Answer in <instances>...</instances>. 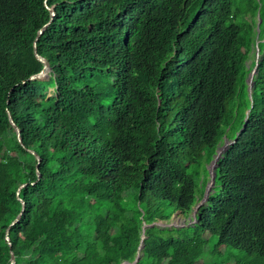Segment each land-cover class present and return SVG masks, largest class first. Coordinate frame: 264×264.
<instances>
[{"label": "trees", "instance_id": "16d2710c", "mask_svg": "<svg viewBox=\"0 0 264 264\" xmlns=\"http://www.w3.org/2000/svg\"><path fill=\"white\" fill-rule=\"evenodd\" d=\"M260 1L0 0V264H264Z\"/></svg>", "mask_w": 264, "mask_h": 264}, {"label": "water", "instance_id": "95a60500", "mask_svg": "<svg viewBox=\"0 0 264 264\" xmlns=\"http://www.w3.org/2000/svg\"><path fill=\"white\" fill-rule=\"evenodd\" d=\"M49 9L51 10L52 15H54V14H55L54 9H53L52 7H49ZM48 23H49V22H48ZM48 23L44 26V28L48 25ZM44 28L40 30L39 34H41V33L43 32ZM257 28H258V31H259V29H260V23H258ZM258 34H259V32H258ZM37 38H38V37H37ZM34 53H35V55L37 56L38 59H40L41 61L44 62V68H43V70H42L41 72H39L38 74H34L31 78H47V77H48V74H49V72H50V70H51V68H50V64H49V62H48L44 57H42V56L39 54L36 41H35V43H34ZM257 67H258V65L255 66V69H254V70L250 73V75H249V81L251 82V86L254 85V83H253L254 72H257ZM9 118H10V121L12 122V124L15 126V129H16V131H17V133H18L19 141L22 142V138H21V134H20V133H21V130H20V128L18 127V125H16V123L14 122V119H13V117H12L10 111H9ZM235 140H236V138H235L234 140H230L229 138H227V137L225 136L224 144H223L222 146H220V147L218 148V150L216 151L215 157H214V159L212 160V162H211V164H210V166H209V174H210V178H209V181H208L207 186H206V188H205L203 198L200 199V200H198V202L196 203V205H195V207H194V210H193V219H192L193 222H195V219H194V218L196 217V214H197L198 208H199L201 205H203V204L207 201V199H208V197H209V194H210V192H211V189H212V187H213L214 184H215V181H216V174H217V171H216V170H217V167H218V159H220V157L222 156V154L228 149V147H229L231 144H233V142H234ZM31 151H32L33 153H35L37 159L40 161V156H39L35 151H33V150H31ZM37 171H38V174H39V177H40V171H39V168H38V167H37ZM25 185H26V183L23 184V185L21 186V188H22L23 186H25ZM18 192H19V191H18ZM21 200H22V199H21ZM22 202H23V208H22V211H21L20 214L17 216V218L12 222L11 225L15 224V223L20 219V217L22 216V213H23L24 208H25V207H24V205H25V201L22 200ZM155 224H158V225H159L158 222H155ZM151 225H153V224H151ZM146 226H147V225H146ZM166 226H171V225L169 224V225H166ZM8 234H9V228H8V230H7V237H6V238H7V240L9 241V243H10V245H11L10 237L8 236ZM143 248H144V240L141 241V244H140L139 249H138L137 256H136L134 262H131V264L135 263V262L140 258V255H141L140 252H141V250H142ZM15 263H16V257H15V254H14L13 251H11V262H10V264H15ZM125 263H129V262H125Z\"/></svg>", "mask_w": 264, "mask_h": 264}, {"label": "rangeland", "instance_id": "374dc122", "mask_svg": "<svg viewBox=\"0 0 264 264\" xmlns=\"http://www.w3.org/2000/svg\"><path fill=\"white\" fill-rule=\"evenodd\" d=\"M235 4L236 7H239V5L241 4V0H232ZM260 6H259V10H258V14L259 13H262V20H263V23H264V0H261L260 1ZM260 15V14H259ZM250 16V15H249ZM260 16H259V20L261 19ZM237 21H241V18H238ZM242 21H243V18H242ZM249 21L251 22V20L249 19ZM256 30H257V35H258V28L256 27ZM259 36H256V39L258 38ZM259 40V38H258ZM261 41V40H259ZM257 50V49H256ZM249 62V61H248ZM247 79V78H246ZM229 105V103H228ZM225 138V136H224ZM210 166V165H209ZM210 175V174H209ZM209 181V180H208ZM208 183V182H207ZM206 184H203V181L201 180V185L200 187L203 188L205 190L206 188ZM201 189H199V192H200ZM203 197H201L200 199H202ZM199 199V200H200ZM157 222L159 223V225H163V226H166V225H175V226H184L187 222H191V217L190 218H184L183 215L180 213V212H176L169 220H157Z\"/></svg>", "mask_w": 264, "mask_h": 264}, {"label": "clouds", "instance_id": "9594fccd", "mask_svg": "<svg viewBox=\"0 0 264 264\" xmlns=\"http://www.w3.org/2000/svg\"><path fill=\"white\" fill-rule=\"evenodd\" d=\"M260 14V15H259ZM259 14H257V25H258V23H260V25H261V23L263 22V20H262V16H261V13H259ZM259 16H260V20H259ZM257 27V26H256ZM259 33H260V29H259ZM257 36H259V34L257 35ZM259 38V37H258ZM258 38H257V41H256V56H257V58H259V48H258V43H259V40H258ZM256 65H258V60H257V62H256V64H255V66ZM255 66H254V68L252 69V71L255 69ZM251 71V72H252ZM257 71H258V67H257ZM251 72H249V74H248V76H247V82H248V84H249V92H250V94H252V91H253V86H251V82L249 81V75H250V73ZM257 72H254V75L256 74ZM253 83H254V78H253Z\"/></svg>", "mask_w": 264, "mask_h": 264}]
</instances>
